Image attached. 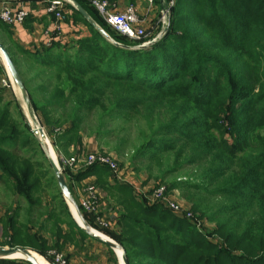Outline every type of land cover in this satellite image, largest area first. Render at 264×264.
Wrapping results in <instances>:
<instances>
[{
    "label": "trees",
    "instance_id": "1",
    "mask_svg": "<svg viewBox=\"0 0 264 264\" xmlns=\"http://www.w3.org/2000/svg\"><path fill=\"white\" fill-rule=\"evenodd\" d=\"M76 1L110 38L68 3L67 21L86 34L33 54L0 20V42L58 156L86 153L85 138L95 137L96 151L118 164L117 172L99 163L62 169L86 222L98 227L74 191L93 178L100 215L112 221L100 230L123 247L128 264H264V0H176L169 26L154 34L164 36L145 47L113 30L90 0ZM5 91L0 84V186L14 200L0 211V247L26 248L53 263V254L91 240L118 264L109 246L76 224L43 144L18 106L22 122L15 119ZM111 143L118 156L105 152ZM129 146L125 165L118 157ZM155 165L161 175L144 193L123 173L145 169L154 177ZM162 186L166 196L180 193L191 218L153 202Z\"/></svg>",
    "mask_w": 264,
    "mask_h": 264
},
{
    "label": "built area",
    "instance_id": "2",
    "mask_svg": "<svg viewBox=\"0 0 264 264\" xmlns=\"http://www.w3.org/2000/svg\"><path fill=\"white\" fill-rule=\"evenodd\" d=\"M152 3V0L150 1ZM70 4L68 0H48L46 11L50 15H54L58 24L67 20L68 11L66 10V4ZM91 5L101 15L103 20L121 35L128 37L130 40H143L146 39L147 34L145 32L144 24L147 22V17H141L138 10L133 6H127L125 9L120 10L116 4L108 0H90ZM176 0H168V4L165 10H162V20L166 25V29L169 26V15L172 7L175 6ZM72 5V4H71ZM29 17V11L23 7H12L4 6L0 9V20L9 26H20L24 24L26 19ZM60 25H57L54 35L48 34L47 46H51L54 40L59 39ZM163 33V32H162ZM164 34V33H163ZM162 35V34H161ZM162 36L150 39L144 42L141 46H147L154 43ZM44 129V128H43ZM45 131V130H44ZM59 166L62 169L70 168L71 170H79L82 166L102 164L109 166L113 171H118V164L112 155H101L97 151L75 154L71 158L60 159ZM131 179V178H130ZM91 180V179H89ZM85 181L84 184L79 187L81 189L80 206L86 210L87 213L93 215L96 218V223L102 229L110 228L112 226L111 219L105 216H101V204H100V193L93 181ZM136 189L144 193L145 189H141L140 186H136ZM166 188L164 186L157 188L154 191L153 199L163 204L176 214H185L189 218L192 214L178 201H174L172 196H166ZM176 195L177 192H176ZM56 264H68L67 259L62 254H55Z\"/></svg>",
    "mask_w": 264,
    "mask_h": 264
},
{
    "label": "crops",
    "instance_id": "3",
    "mask_svg": "<svg viewBox=\"0 0 264 264\" xmlns=\"http://www.w3.org/2000/svg\"><path fill=\"white\" fill-rule=\"evenodd\" d=\"M150 0H115L112 3L116 4L120 10L125 9L130 4H135L138 11L144 17H147V22L144 24L145 28H150L152 26V18L155 17V7L149 5ZM48 5V0H36V1H18V0H0V9L4 6L20 7L23 6L29 11V19L22 25L11 26L13 40L19 45L21 49L30 51L36 54L41 50V47L46 45L48 34L54 35L57 25H60V35L59 40L63 43H70L72 40L77 38V33L81 31L83 34L87 32L84 25H74L72 21H64L58 24L56 18L53 15L47 13L46 8ZM68 11V16L71 14V10L66 8ZM154 11V13H153ZM157 16V15H156ZM3 36V34H2ZM7 42L9 46L10 43L7 37H2ZM18 59L22 56L18 53L16 55ZM93 141L85 140L86 153L94 152L97 150L94 146ZM77 154V153H76ZM89 181H94L93 178ZM74 194L77 200L81 199V189L79 187L75 188ZM72 212V211H71ZM74 216V215H73ZM86 246L82 249H75L70 247L66 249L65 253L70 257L72 264H115L110 260V255L106 246L99 243L98 247L95 248V244H92L91 240H87ZM104 248V249H103ZM107 251V252H106ZM116 254V253H115ZM119 254V253H118ZM118 264L120 263V256L116 254Z\"/></svg>",
    "mask_w": 264,
    "mask_h": 264
},
{
    "label": "rangeland",
    "instance_id": "4",
    "mask_svg": "<svg viewBox=\"0 0 264 264\" xmlns=\"http://www.w3.org/2000/svg\"><path fill=\"white\" fill-rule=\"evenodd\" d=\"M151 1V0H150ZM156 2H157V0H152V3L151 2H149V5L152 7H155V5H156ZM71 4V3H70ZM130 5H133L137 10H138V8H137V6L135 5V4H130ZM130 5H128V6H130ZM163 10H165L164 8H163ZM138 13H139V11H138ZM153 13H154V11H153ZM140 14V13H139ZM155 14L157 15H155V17H154V19L152 18V26L150 27V28H146L145 29V32H146V34H147V37H146V39H143V40H138V41H148V40H150V39H153V37L154 36H164V34L162 33V32H160V33H157L156 35H154L155 34V32L157 31V29L160 27L161 29H164V27L166 26L165 24H164V22H163V20H162V9L160 10H158L157 9V7H155ZM140 16L141 17H144L143 15H141L140 14ZM171 16V12H170V15H169V17ZM114 30V29H113ZM162 34V35H161ZM2 37H4V36H2ZM133 41H136V40H133ZM144 41V42H145ZM0 64L4 67V69H5V72H6V76H2V78L0 79V84H1V87L3 88V89H6V91H5V93H4V97H5V101L6 102H12V110H13V115L15 116V119L17 120H19V122H22L21 120H20V118H19V116H18V112H17V110H15L16 109V107L18 106V107H20L21 108V111L23 112V114H24V116H25V118H26V120H27V122H28V125L32 128V129H36L37 127H42V128H44V130H45V133L47 134V131H46V129H45V127L43 126V124H41V121H40V119H39V117H37L35 114H34V116H35V121H34V119H33V117L31 116V114L29 113V111H28V106H27V104H26V102L24 101V99H23V97H22V94H21V92H20V90H19V88L16 86V84L14 83V81L11 79V77H10V75H9V73H8V71H7V69H6V65H5V60L3 59V56H2V54H1V52H0ZM92 125H96L95 124V120L92 122ZM37 137H38V139H39V141H40V136L39 135H37ZM47 138H48V140H49V143H50V145H48V144H44L43 145V149H44V151L46 152V154L47 155H49V151L51 152V150L53 149V151L55 152V154H54V152L52 151V153H53V156H54V160L55 161H59V163H60V158L62 157V156H58V154L56 153V151H55V149H54V147L52 146V143H51V140L49 139V137H48V135H47ZM133 138H134V136H133ZM132 138V141H133V144L135 143L134 142V139ZM90 140V142H92L93 141V145L94 146H96V148H99V143L97 142V140L95 139V137H86L85 138V140ZM132 149L133 148H131L130 146L127 148V151H126V153H125V155L122 157V158H120V156L118 157L119 158V160L120 161H122L123 163H125V165H129L130 164V157H131V155H132ZM104 150H105V152H108V153H112V154H115L116 156H118V154H117V152L115 151V143H111V144H109V145H106V146H104ZM56 156V157H55ZM125 168H127L126 166L124 167V169ZM123 173H124V175L125 176H127L128 175V177L127 178H129V180H133L134 179V177L135 178H137L136 180H138L139 182H138V185H143V186H145V190H148V189H150V188H152V187H154L155 185H156V183L158 182V178H159V176L161 175L160 174V172H159V169H158V167L155 165V166H153V169H152V174L154 175V177L152 176V177H150L149 175H148V171H146L145 169L144 170H142V172H136V174L134 173V172H132V171H130V170H124L123 171ZM131 178V179H130ZM171 179V178H170ZM177 194L178 195H176V192L175 193H171V195L170 196H172L173 197V200L176 202V201H178L179 203H181L184 207H186V205H185V203L184 202H182L181 201V199H180V193L179 192H177ZM13 200H14V197H11L10 195H8L4 190H3V188L0 186V211H1V213H3L4 212V210L7 208V207H9V206H11L12 205V203H13ZM154 201H156V200H154L153 199V202ZM70 208V207H69ZM70 211H71V209H70ZM71 214H72V212H71ZM176 214V213H175ZM177 216H183V215H185V214H176ZM72 216H73V214H72ZM73 218H74V216H73ZM75 220V219H74ZM76 222V221H75ZM76 224H77V222H76ZM205 226L206 227H212L211 225H209V224H205ZM93 228V227H92ZM93 229H95L96 231H98V232H100L101 234H103V235H105V236H107L105 233H103V232H101V230H103V231H105V230H107L108 228H105V230L104 229H102V228H100L99 226L97 227V228H93ZM101 229V230H100ZM207 229V228H206ZM108 238H110L109 236H107ZM110 239H112V238H110ZM114 240V239H113ZM115 241V240H114ZM116 242V241H115ZM92 244H95V248H99L98 247V245H99V243H97L96 241H92ZM104 249V248H103ZM107 252V251H106ZM33 254L37 257H40V258H42L47 264H56L55 263V254H62V255H64L65 256V258H66V253H55V254H53L52 255V257H53V259H54V261H53V263H51L50 262V260L49 259H47V258H45L44 256H42V255H40V254H38L37 252H33ZM119 256H120V260H121V254L119 253L118 254ZM68 261V260H67ZM121 262H122V260H121Z\"/></svg>",
    "mask_w": 264,
    "mask_h": 264
},
{
    "label": "water",
    "instance_id": "5",
    "mask_svg": "<svg viewBox=\"0 0 264 264\" xmlns=\"http://www.w3.org/2000/svg\"><path fill=\"white\" fill-rule=\"evenodd\" d=\"M18 1H27V0H18ZM68 1L72 4V6L85 19H87L93 26H95L104 36H106L107 38H110L107 35V33L101 27H99L96 24V22L92 19L90 14L86 11V9L78 1H76V0H68ZM115 44L118 46L124 47L122 45H119L118 43H115ZM141 47H145V46H141ZM0 52L3 56V59L5 60L6 69L9 73L11 79L14 81L16 86L19 88V90L22 94V97L28 106V111L35 121L36 118L34 116V112H33V109L31 107V104L29 101L27 89L24 85V82L21 78V75L19 74L17 67L15 66L13 60L11 59L9 52L7 51V49L5 48V46L1 42H0ZM32 131L36 135L40 136V143L44 145L45 144L44 139H47V134L45 133L44 129L42 127H37L36 129H33ZM48 158L50 161V165L53 169V172L57 178L61 193H62L64 199L66 200L67 204L69 205V207L72 211V214L74 215V219L77 222V225L83 231H85L89 236H91L92 238H94L97 241L102 242V243L106 244L107 246H109L117 254L118 257H119V255L116 252V249L118 248V249L122 250V262L120 260V263L121 264H128V261H127L123 247L120 244H118L117 242H115L113 239H110L107 236H105V235L101 234L100 232L96 231L95 229H93L86 222V220L83 217L81 210H80L71 190L69 189V187L66 183V180L63 176V173H62V170L59 166L58 161H55L51 158L50 151H49ZM75 214L81 220L82 225L79 223L77 218H75ZM0 259L1 260L2 259H9V260L23 259V260H27L31 264H39L37 259L35 258V256H33V251H30V250H28L26 248H22V247H16V248L0 247Z\"/></svg>",
    "mask_w": 264,
    "mask_h": 264
},
{
    "label": "bare ground",
    "instance_id": "6",
    "mask_svg": "<svg viewBox=\"0 0 264 264\" xmlns=\"http://www.w3.org/2000/svg\"><path fill=\"white\" fill-rule=\"evenodd\" d=\"M44 143L50 145L48 138L47 139H44ZM52 151H53V149L51 150L50 154H51V158L54 160V156H53ZM54 154H55V152H54ZM75 218H77V220L79 221V223L82 225L81 220L78 218V216L76 214H75ZM116 252L121 254V260H122V250H120V249L117 248L116 249ZM33 256H35V255L33 254ZM35 258L37 259V261H38L39 264H47L42 258H40L38 256L37 257L35 256Z\"/></svg>",
    "mask_w": 264,
    "mask_h": 264
}]
</instances>
